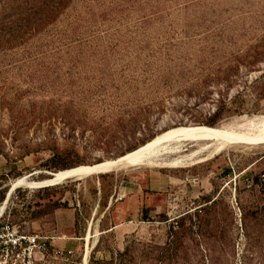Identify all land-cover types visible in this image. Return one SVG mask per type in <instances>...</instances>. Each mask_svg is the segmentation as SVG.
Instances as JSON below:
<instances>
[{
  "label": "rangeland",
  "instance_id": "1",
  "mask_svg": "<svg viewBox=\"0 0 264 264\" xmlns=\"http://www.w3.org/2000/svg\"><path fill=\"white\" fill-rule=\"evenodd\" d=\"M45 9V30L0 43V229L66 237L56 246L73 254L48 264H264V194L244 177L264 169V142L8 197L31 173L264 116V0H0V30ZM186 214L196 225L181 234Z\"/></svg>",
  "mask_w": 264,
  "mask_h": 264
},
{
  "label": "bare ground",
  "instance_id": "2",
  "mask_svg": "<svg viewBox=\"0 0 264 264\" xmlns=\"http://www.w3.org/2000/svg\"><path fill=\"white\" fill-rule=\"evenodd\" d=\"M264 142V116L239 117L232 123L212 128H179L164 133L153 141L132 150L117 159L104 160L94 168L79 166L71 172L50 175L45 173L41 180L40 172L31 173L12 182L8 195L19 188L45 189L61 186L71 179L73 182L89 178L118 173L127 170L153 169H187L213 160L229 148L251 147ZM194 144V149L188 155H183L184 144ZM189 152V151H188ZM185 154V153H184ZM95 165H98L95 164ZM94 166V165H92ZM9 201V200H8ZM7 202L0 207V217L6 211ZM97 237V236H95Z\"/></svg>",
  "mask_w": 264,
  "mask_h": 264
},
{
  "label": "built area",
  "instance_id": "3",
  "mask_svg": "<svg viewBox=\"0 0 264 264\" xmlns=\"http://www.w3.org/2000/svg\"><path fill=\"white\" fill-rule=\"evenodd\" d=\"M244 177L247 188H257L264 194V169L253 176ZM66 239L64 236L23 234L5 225L0 229V264H48L50 258L62 259L65 254H73L56 246V242Z\"/></svg>",
  "mask_w": 264,
  "mask_h": 264
},
{
  "label": "trees",
  "instance_id": "4",
  "mask_svg": "<svg viewBox=\"0 0 264 264\" xmlns=\"http://www.w3.org/2000/svg\"><path fill=\"white\" fill-rule=\"evenodd\" d=\"M56 8V7H55ZM54 10V9H53ZM51 10H39L37 11L33 17H26L24 16L21 20L17 21V25L14 29H8V30H0V43H5V44H10L11 42H16L17 40H25L29 35L32 34H37L42 32L43 30H45L49 25L50 22L48 21L47 17H38L37 15H42V14H50ZM206 126V125H205ZM210 127H216V125L210 124L208 125ZM137 149V148H136ZM135 150V149H133ZM132 151V150H131ZM130 152V151H129ZM99 163V162H98ZM94 165V164H92ZM82 165H76V166H71V167H67V168H63L60 170H57L55 172L58 171H63V170H68V169H72V168H76ZM54 172V173H55ZM104 176V175H102ZM102 176H97L96 178L102 177ZM1 193V191H0ZM2 195V200L1 202H5L6 200V196H5V192L1 194ZM217 200L214 201V199H209L205 205H213L215 204ZM0 202V203H1ZM202 209V208H201ZM262 211L264 212V208L262 209ZM144 212H146V210H144ZM143 212V217H146L145 214ZM190 214H186L182 217L179 218V230L181 231V234L183 232H187L189 228L194 227L196 224L192 222V216H189ZM189 218L190 221V227L186 228V223L185 220ZM180 231H179V243H181L180 241ZM178 238V232H175L174 227L170 226V231H169V240L168 243L166 244L165 247L161 248V250L163 252L168 251L172 246L175 247L176 245V239ZM126 253L128 252V249L125 251ZM128 254H117V257L119 258V264H123L124 262V257L127 256ZM165 254H161V256H164ZM135 260V259H134ZM116 261V257L114 256L112 261L110 263H101V264H115ZM160 262H163V259H159Z\"/></svg>",
  "mask_w": 264,
  "mask_h": 264
},
{
  "label": "water",
  "instance_id": "5",
  "mask_svg": "<svg viewBox=\"0 0 264 264\" xmlns=\"http://www.w3.org/2000/svg\"><path fill=\"white\" fill-rule=\"evenodd\" d=\"M99 165H101V164H98V165H94V166H88L87 168H94V167H97V166H99ZM77 168H80V167H76V168H72V169H68V170H63V171H58V172H55V173H51L50 175H57V174H59V173H65V172H71V171H73V170H75V169H77ZM41 180H44V181H50L51 179L50 178H41ZM74 180H76V179H71V181H74ZM71 181H69V182H71ZM6 202V201H5ZM5 213V212H4ZM3 213V214H4ZM3 214H2V216H3ZM1 216V217H2Z\"/></svg>",
  "mask_w": 264,
  "mask_h": 264
},
{
  "label": "crops",
  "instance_id": "6",
  "mask_svg": "<svg viewBox=\"0 0 264 264\" xmlns=\"http://www.w3.org/2000/svg\"><path fill=\"white\" fill-rule=\"evenodd\" d=\"M118 226L116 225L115 227H114V229H116Z\"/></svg>",
  "mask_w": 264,
  "mask_h": 264
}]
</instances>
